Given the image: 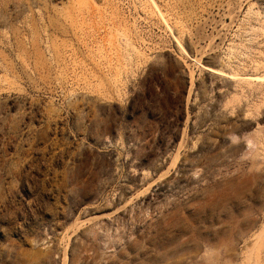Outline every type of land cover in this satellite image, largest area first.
Masks as SVG:
<instances>
[{"label": "rangeland", "instance_id": "374dc122", "mask_svg": "<svg viewBox=\"0 0 264 264\" xmlns=\"http://www.w3.org/2000/svg\"><path fill=\"white\" fill-rule=\"evenodd\" d=\"M245 77L264 0H0V264H264Z\"/></svg>", "mask_w": 264, "mask_h": 264}, {"label": "trees", "instance_id": "16d2710c", "mask_svg": "<svg viewBox=\"0 0 264 264\" xmlns=\"http://www.w3.org/2000/svg\"><path fill=\"white\" fill-rule=\"evenodd\" d=\"M188 89H189V82L188 80H186V83L184 85V88H183V91H182V97L181 99L179 100V115H178V126H179V129L183 127V124H184V121H185V118H186V97H187V94H188ZM154 92V88H153V85L150 84V89L148 91V93H152ZM173 109H175V107H172ZM167 115L168 116H171L172 113L171 112H167Z\"/></svg>", "mask_w": 264, "mask_h": 264}, {"label": "bare ground", "instance_id": "6f19581e", "mask_svg": "<svg viewBox=\"0 0 264 264\" xmlns=\"http://www.w3.org/2000/svg\"><path fill=\"white\" fill-rule=\"evenodd\" d=\"M208 71L212 72V73H215L217 75H223L229 79H232V80H235V79H239L240 78V75L237 74H222L220 72V70H215V69H212V68H206ZM247 80H254V81H263L264 80V77H259V78H251V77H245ZM241 79V78H240ZM250 144V143H249ZM251 145V144H250Z\"/></svg>", "mask_w": 264, "mask_h": 264}]
</instances>
